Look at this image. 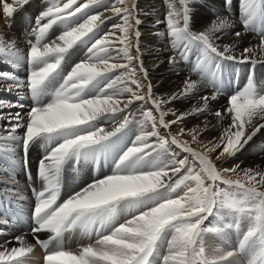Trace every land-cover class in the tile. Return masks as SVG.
Wrapping results in <instances>:
<instances>
[{"label":"snow or ice","instance_id":"1","mask_svg":"<svg viewBox=\"0 0 264 264\" xmlns=\"http://www.w3.org/2000/svg\"><path fill=\"white\" fill-rule=\"evenodd\" d=\"M30 2H3L4 18ZM164 2L167 36L176 53L169 63L177 56L187 60L191 50L197 53L191 67L197 78L190 75L167 98L145 83L135 3L46 0L26 51L0 33V64L12 66L0 70V89L23 90L31 101L27 113L16 112L9 131L0 135V208L9 205L0 211V226L9 222L12 204L24 199L13 177L18 153L26 167L30 150L43 149L30 213L34 243L23 236L11 247V241L0 243V264H31L37 246L42 264H264V170L217 164L242 153L264 129V80L250 69L244 86L228 95L224 111L211 112L218 122L229 120L214 140H201L207 125L186 124L209 113L210 103L223 94L226 65L264 64V0H240L239 22L259 43L239 57L235 42L222 48L216 43L235 26L227 12L197 32L191 0ZM231 3L224 0L225 8ZM113 18L120 22L102 31ZM78 49L85 50L83 59H74ZM21 66L27 68L23 80L12 70ZM206 85L213 93L201 94L203 103L190 111L165 108L195 99ZM14 107L23 104L0 98V113ZM173 126H180L175 134ZM85 166L98 174L65 196L66 175L76 179ZM104 168L108 171L101 172ZM75 235L87 242L67 248L66 239Z\"/></svg>","mask_w":264,"mask_h":264},{"label":"bare ground","instance_id":"2","mask_svg":"<svg viewBox=\"0 0 264 264\" xmlns=\"http://www.w3.org/2000/svg\"><path fill=\"white\" fill-rule=\"evenodd\" d=\"M3 2L12 3V0H0V24L8 22V29L5 31L0 28V33L9 39L15 40L18 46L22 50L26 51L28 47L27 40L32 38L30 33L34 24V18L38 14L39 10L45 6L46 0H31L30 4L25 9L29 12V9L33 7V12L30 14L25 13L23 15L22 11H18L13 18H4L2 9ZM127 3L129 7L135 3V15L141 20V24L138 26L141 33L138 45L140 49L139 60L142 61L143 67L148 72V81L145 83L150 82L152 84L154 94L157 97L167 98L174 93H178L183 87L185 79L192 75L191 67L195 63L197 53L195 50H191L188 54L189 58L187 60H181L177 56L176 63L170 64L169 58L176 55V53L172 49L170 38L167 36L165 20L168 12L167 4L164 0H128ZM190 7L193 15V30L197 32L208 27L212 21L216 19L217 14H224L227 12V14L235 21V26L229 31V33H225L221 36L216 43L222 48L225 44L231 45L235 42L234 54L236 56L239 57L244 48H251L259 43V37L252 33H244L242 25L239 22L238 17L240 15V0H232L231 6L227 9L225 8L224 0H191ZM101 10L103 11V9ZM104 15L105 17H112L113 14L110 11H105ZM118 22H120L119 18L107 19L102 27V31L106 32L112 30L113 23ZM235 31L242 32V36L237 38L235 35L231 34ZM132 42L134 45L137 43L134 37ZM84 52V49L76 50V56H74V59H83ZM133 54H135V47H133ZM11 67V65L4 66L0 64V70L7 71ZM250 69L254 70L255 77L258 81L264 80V64L257 63L255 66L248 64L226 65L224 73L235 74V80L231 89L230 87L227 88L225 84L227 79H222L221 88L223 90V94L218 96L216 101H212L210 103V112L197 118H189L186 121V124L190 128L196 126L203 127L204 125H207V130L201 136V140L204 143H207L209 140H214L220 135L223 128L228 125L229 120L227 116H225V119L222 122H218L217 118L212 115L211 112L216 110L221 112L224 111V109L228 106V95L244 86ZM12 70L13 74L18 75L19 79L23 80L26 78V66H21ZM138 78H142V73H138ZM196 78L197 77L195 75H192V79ZM2 84L3 82H0V85ZM213 91L214 90L210 85L203 86L201 88V92L196 95L195 99L176 100L166 105L165 108L177 113L190 111L192 107L203 103V101L200 100L201 94L211 95ZM0 98H2L6 103H11L13 105L23 104L22 108L14 107L12 109H6L0 113V135H4L9 131L10 125L15 122L11 117H13L16 112H21L22 115L26 114L31 106V101L29 98L24 96L23 90L17 91L15 89L10 93L0 89ZM174 118V116L168 117V119ZM213 125H215V127H213ZM180 126H173L171 129L172 133L175 134ZM22 131L23 130L21 129L19 134H22ZM183 139L185 138L183 137ZM186 139L188 140V137ZM42 155V148H32L27 157V166L24 169V164L21 159L23 153L19 152L18 163L15 172L13 173L15 187L24 197L23 201L19 204H13L20 206L29 218L35 202V198L32 197L31 187H35L36 189L40 188V182L36 179V169ZM217 164L221 168H231L239 165L240 169L251 168L254 170H264V129H261V131L256 134L253 141L242 153L238 154L231 160L218 161ZM87 168H89V166H85L76 179L72 178L71 173L66 175L64 185L65 196L73 190H78L85 183L91 182V179L98 174L96 170L91 168L90 175H86L85 171ZM27 169L30 170L31 178H29L26 173ZM107 171V168L101 170V172ZM82 174L85 176L80 178ZM234 176L235 175H233V177ZM40 235L41 238H46L44 234ZM0 236L6 237L8 241L12 242L8 245L9 247L14 245V238L17 236H23L29 242L34 243L32 232L24 233L21 230L15 229L9 223L0 226ZM82 242L86 243L87 241L82 240L81 237H78L77 235L69 236L67 238V248L71 247L74 243L77 246ZM42 255L43 251L37 246L32 255L31 264H41Z\"/></svg>","mask_w":264,"mask_h":264},{"label":"rangeland","instance_id":"3","mask_svg":"<svg viewBox=\"0 0 264 264\" xmlns=\"http://www.w3.org/2000/svg\"><path fill=\"white\" fill-rule=\"evenodd\" d=\"M127 2H128V0H127ZM39 4V3H38ZM33 7L31 8V9H29V12L28 11H26V9L25 10H23L22 11V14L24 15L25 13L26 14H30V13H32L33 12ZM201 9V8H200ZM231 9H233V8H231ZM240 9V8H239ZM201 10H203V9H201ZM22 15V16H23ZM0 28L1 29H4L5 31H6V29H8V22L6 23V22H3V24H0ZM1 31V30H0ZM223 79H227V81H226V86H227V88H229L230 87V89H231V86H232V84L234 83V80H235V74H226V73H224V75H223ZM185 139L187 138V136H185L184 137ZM190 139V137H188V140ZM187 140V139H186ZM227 166H229V165H227ZM225 168V167H224ZM24 169H25V166H24ZM90 172H91V168L89 167V168H87L86 169V171H85V174L86 175H90ZM96 175V174H95ZM85 175H81V177L80 178H82V177H84ZM233 178H235V176L233 177ZM82 180V179H81ZM5 240H7L8 241V239L6 238V237H3V236H0V243H2L3 241H5ZM79 245H75V243L74 244H72L71 245V247H68V248H70V249H76L77 247H78Z\"/></svg>","mask_w":264,"mask_h":264}]
</instances>
